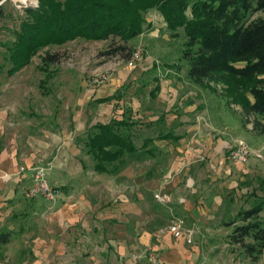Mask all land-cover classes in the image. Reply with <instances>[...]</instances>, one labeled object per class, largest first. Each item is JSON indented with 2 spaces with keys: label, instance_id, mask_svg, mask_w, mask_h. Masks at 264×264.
I'll list each match as a JSON object with an SVG mask.
<instances>
[{
  "label": "rangeland",
  "instance_id": "1",
  "mask_svg": "<svg viewBox=\"0 0 264 264\" xmlns=\"http://www.w3.org/2000/svg\"><path fill=\"white\" fill-rule=\"evenodd\" d=\"M32 1L0 0V149L15 153L21 173L44 167L59 197H27L30 179H25L15 218H81L72 227L62 226L64 236L58 237L74 253V264H264V251L250 256L229 238L242 224L238 214L264 194V137L255 127L264 122L244 114L224 82L198 84L189 78L186 37L181 29L172 36L155 10L145 13L148 28L127 45L117 39H77L48 46L8 77L6 47L25 9L38 6ZM261 18L264 13L256 12L250 19ZM121 45L131 48L128 58L105 54ZM135 51L140 59L131 63ZM46 54L56 60L44 70ZM104 73L108 80L94 85V76ZM118 89L119 97L95 103ZM192 104H198L194 113L188 111ZM123 114L137 124L131 130L135 145L150 139L147 148L158 153L126 156L117 176L97 174L76 138ZM164 134L178 139L159 138ZM239 139L261 150L262 158L252 155L245 164H232L227 151ZM171 168L175 187L163 180ZM157 193L167 194L169 201H159ZM72 194L75 198H68ZM68 200L74 206L61 211ZM259 218L264 220V210ZM176 221L181 222L179 236L160 233Z\"/></svg>",
  "mask_w": 264,
  "mask_h": 264
},
{
  "label": "trees",
  "instance_id": "2",
  "mask_svg": "<svg viewBox=\"0 0 264 264\" xmlns=\"http://www.w3.org/2000/svg\"><path fill=\"white\" fill-rule=\"evenodd\" d=\"M150 10L161 14L172 36L179 29L183 31L190 79L198 84L205 79L224 82L243 113L264 122V19H250L256 12L264 13V0H38L36 8L25 9L14 40L6 47V75L18 73L48 46H62L77 39H117L127 45L148 28L144 15ZM125 45L105 54L125 53L128 58L131 48ZM55 60V56L46 54L41 59L44 70ZM121 91L98 98L95 103L114 100ZM153 91H159V86ZM122 117L94 124L84 136L76 138L97 174L117 176L126 156L152 157L157 152L147 148L150 139L137 147L131 135L137 124L129 115ZM255 125L264 137V126L257 122ZM159 138L178 139L168 134ZM81 166L84 170L82 162ZM256 200L250 209L238 214L242 224L229 234L230 243L239 245L250 256L264 251V220L259 218L264 210V194ZM8 235L0 234V242H8L3 240Z\"/></svg>",
  "mask_w": 264,
  "mask_h": 264
},
{
  "label": "crops",
  "instance_id": "3",
  "mask_svg": "<svg viewBox=\"0 0 264 264\" xmlns=\"http://www.w3.org/2000/svg\"><path fill=\"white\" fill-rule=\"evenodd\" d=\"M197 105L188 106V111L194 113ZM17 166L15 153H7L5 149H0V234H9L3 238V240L8 239V242H0V264H74V262H71L74 261V253L58 237L60 235L64 236L62 226L72 227L74 224L79 223L81 218H71V216L70 218H62L58 215L57 218H49L50 222H43L42 218H15L18 210L22 207L21 185L25 183V179H30V185L32 182V174L26 171L21 173L22 169ZM165 171L164 184L171 183L175 187L178 182L172 173V168L165 169ZM186 186L192 189L193 183H188ZM70 197L74 199L75 194L70 195L68 198ZM70 200L65 203L61 211L68 207ZM69 206L73 207L74 202H70ZM185 207H188L187 203H185ZM46 224L49 225L48 228L50 227V229L42 230V227ZM84 224V221H82L81 225Z\"/></svg>",
  "mask_w": 264,
  "mask_h": 264
},
{
  "label": "built area",
  "instance_id": "4",
  "mask_svg": "<svg viewBox=\"0 0 264 264\" xmlns=\"http://www.w3.org/2000/svg\"><path fill=\"white\" fill-rule=\"evenodd\" d=\"M131 63L138 61L140 59V51H135L131 57ZM108 80L107 74H100L94 76L92 82L94 85L99 86L104 84ZM254 156L257 159L262 158L261 150L252 149L246 142L243 140H235L234 144L230 146L227 151V157L232 163H247L250 156ZM27 196L31 199L42 198L46 201H55L59 197L58 190L53 189L46 180V169L44 167H36L33 169L32 173V182L29 188L27 189ZM161 202H168L169 197L167 194L157 193L155 196ZM181 222L176 221L165 228L160 230V233L163 235L170 234L171 236H179L182 231L180 230ZM187 237V236H186ZM188 244L191 243V238L186 239ZM136 256H132L135 259Z\"/></svg>",
  "mask_w": 264,
  "mask_h": 264
}]
</instances>
